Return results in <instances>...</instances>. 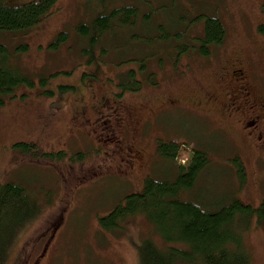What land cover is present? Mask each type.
<instances>
[{"label":"rangeland","instance_id":"374dc122","mask_svg":"<svg viewBox=\"0 0 264 264\" xmlns=\"http://www.w3.org/2000/svg\"><path fill=\"white\" fill-rule=\"evenodd\" d=\"M262 1L56 0L31 27L0 30V42L10 54L9 65L33 81L32 86H15L14 95H7L0 105V181L25 186L40 208L14 239L4 264H12L22 247L28 264H142V239L147 235L159 239L143 215L130 218L126 229L118 232L104 230L98 217L125 194L139 191L145 177L173 180L176 165L195 147L206 150L209 161L194 184L181 192L183 199L214 209L232 198L253 205L264 198V152L256 149L253 134L245 131L242 135L232 118L196 100L203 87H213L219 66L238 55L257 93H264V32L258 28L264 23ZM123 4L136 9L132 23L115 25L116 34L105 39L101 35L99 44H105L107 51L89 61L80 50L87 39L78 37L77 24ZM206 16L218 18L225 33L208 54L193 46L172 49L180 41L178 30L183 44L195 43L193 37L200 35ZM158 28L169 37L167 42L160 41ZM61 33L63 38H58ZM22 42L28 44L26 49L18 47ZM100 45L95 47L97 55ZM140 61L145 63L142 68ZM127 68L136 70L141 85L121 92L118 75L127 76ZM103 94L107 106L115 99L121 101L122 109L131 107L140 161L132 176L120 169L98 168L95 175L77 181L85 168L111 152L113 143L99 139L109 126L86 124L81 130L69 129L71 107L80 96L90 103ZM119 133L125 139L132 135L128 125ZM171 139L180 142L174 159L160 154L156 146L160 140ZM20 142H32L39 149L26 151ZM61 149L65 151L61 158L38 157L41 152ZM63 206L61 224L53 232L50 225L38 229ZM244 238L250 264H264V227L252 225Z\"/></svg>","mask_w":264,"mask_h":264},{"label":"trees","instance_id":"16d2710c","mask_svg":"<svg viewBox=\"0 0 264 264\" xmlns=\"http://www.w3.org/2000/svg\"><path fill=\"white\" fill-rule=\"evenodd\" d=\"M54 1L56 0H30L15 4L0 0V30L22 31L31 27L49 11ZM261 9L264 10V0L261 3ZM135 11L134 6H117L110 9L109 12L91 15L88 22L78 23L76 26L78 37L87 39L86 46L80 48L81 53L89 57V61L94 60V56H101L105 53L107 46L99 44L101 35L105 39L104 37L107 35L116 34L112 31L115 25L122 26L132 23ZM201 28L204 29V31L201 29L203 33L193 37L196 41L191 46L200 47V53L208 54L211 46L218 44L224 37V26L218 18L206 16ZM258 28L264 32V23L259 24ZM158 31H160V41L167 42L169 37L163 35L160 28ZM177 35L176 38H179L180 41L178 45H174L176 48L172 47V49L190 47V45L187 46L186 43L181 42L180 30ZM63 36L64 34L61 33L58 38H63ZM99 45L100 51L97 55L95 47ZM18 47L23 50L28 47V44L22 42ZM9 56L7 46L0 42V105L3 104L7 95H14L15 86L24 83L28 86L33 85V81L27 75H22L17 68L9 65ZM138 64L140 68L145 66V63L141 61ZM125 71H127V76L125 73L118 75L119 84L122 85L121 92L125 89L136 90L139 88L141 81L136 77V70L127 68ZM129 79L131 83L128 82ZM58 86L61 88L75 87L71 84H58ZM44 91L53 92L52 89ZM103 100L105 103L107 102L104 94ZM121 105H123L121 101L114 99L112 104L107 107H111L112 110L116 107L122 109ZM122 112L125 113L124 115L127 114L126 106ZM128 118L129 116L126 117L127 121ZM127 125L128 123L125 124V127ZM136 134L134 133V135ZM102 137L99 139L102 141L108 139L112 143L117 139L111 133H104ZM20 144L26 151L32 153H36L39 149L35 150L36 145L32 142H20ZM156 146L160 154L171 159L176 158V154L180 150V142L172 139L169 141L160 140ZM138 149L141 151L140 148ZM64 152L62 149L44 151L39 153L38 157L43 155L61 158ZM111 153L113 154L109 158L113 160L111 161L112 166L98 168L120 169L123 174L129 176V172L124 171L123 166L119 164V151L112 150ZM77 156L81 157L82 154L77 153ZM208 161L206 150L195 147L190 150L183 163L176 165L177 173L173 180L145 177L139 191H130L125 194L108 212L98 217L100 227L107 231H123L127 227L125 223L130 218L143 215L151 231L155 232L159 239H155L152 235H147L142 239L139 247L141 248L142 264H250L251 255L245 242L244 233L252 225L264 227V198L257 205L232 198L218 208L206 209L197 202L181 197V192L194 184L196 176L205 168ZM96 162L99 161L96 160ZM93 165L85 168L84 174L78 176L77 181H83L86 177L95 175L99 169L95 168L94 170ZM239 172L243 173L242 166H240ZM64 209V206L59 207L55 213L45 218L38 229L49 228L50 225L53 232L61 224L60 216ZM39 210L37 199L27 192L25 186L11 181H0V264H4L14 239L23 232L32 218L39 213ZM44 247L43 244L42 253ZM27 257L28 253L22 247L20 254L12 264H28ZM31 263L35 264L36 262Z\"/></svg>","mask_w":264,"mask_h":264},{"label":"flooded vegetation","instance_id":"af4514ba","mask_svg":"<svg viewBox=\"0 0 264 264\" xmlns=\"http://www.w3.org/2000/svg\"><path fill=\"white\" fill-rule=\"evenodd\" d=\"M121 6L127 5L123 4ZM121 6L119 5L118 7ZM201 29L204 31L203 28ZM238 56L226 59L219 66V69L215 72V84L213 87H203L201 89V97L196 100L201 101L206 109L213 110L214 113L216 111L225 118H232L242 135L245 131L247 134L251 132L254 141L257 143L256 149H258V152H264V93H257L250 77L246 74V65ZM105 109H108V112H105ZM126 111L127 114L124 115L125 113L118 107L113 110L111 107L108 108L105 105L103 96L96 97L90 103L84 96H80L78 102L71 107L70 118L72 122L69 129L73 127L81 130L86 124L101 125L102 127L109 126L107 127L108 132L117 138L109 149L111 152L112 150L119 151V164L123 166L124 171L132 175L133 169L140 161L141 151L135 145L134 133L136 127L134 126H136V122L134 119H130L131 107H126ZM127 116H129L128 121L126 120ZM97 121L99 123H96ZM126 123L129 126V133L132 134L127 136L128 139L123 138L119 133L120 129H124ZM108 132L106 134H110ZM107 152L105 151L104 153L106 154ZM111 152H108L107 155L104 154L105 156L103 155L104 157L100 158L101 160L96 162L92 168L95 170V168L100 166H112L113 163L108 156Z\"/></svg>","mask_w":264,"mask_h":264},{"label":"bare ground","instance_id":"6f19581e","mask_svg":"<svg viewBox=\"0 0 264 264\" xmlns=\"http://www.w3.org/2000/svg\"><path fill=\"white\" fill-rule=\"evenodd\" d=\"M128 87H129V86H128ZM95 113H96V112H95ZM97 119H98V118H97ZM118 121H119V120H118ZM118 121H117V122H118ZM96 123H99V122L97 121ZM111 123H112V122H111ZM101 124H102V123H101ZM117 125H118V124H117ZM117 125H116V126H117ZM113 126H114V125H113ZM113 126H112V127H113ZM114 127H115V126H114ZM117 128H118V127H117ZM115 130H116V129H115ZM101 131H102V130H101ZM120 132H121V131H120ZM117 133H118V131H117ZM117 133H116V134H117ZM116 134H115V135H116ZM46 135H47V134H46ZM43 136H44V135H43ZM118 136H119V135H118ZM114 138H115V137H114ZM119 140H120V139H119ZM117 141H118V140H117ZM125 198H126V197H125ZM122 206H123V205H122ZM127 206H128V205H127ZM135 207H136V206H135ZM127 208H128V207H127ZM22 264H23V263H22Z\"/></svg>","mask_w":264,"mask_h":264}]
</instances>
